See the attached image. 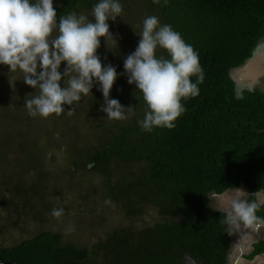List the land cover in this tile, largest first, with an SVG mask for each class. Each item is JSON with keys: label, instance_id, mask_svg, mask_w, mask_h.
<instances>
[{"label": "trees", "instance_id": "trees-1", "mask_svg": "<svg viewBox=\"0 0 264 264\" xmlns=\"http://www.w3.org/2000/svg\"><path fill=\"white\" fill-rule=\"evenodd\" d=\"M96 2L65 0L56 7L57 18L72 11L90 14ZM121 3L124 12L134 19L159 17L161 24L172 25L194 47L205 72V80L199 85L200 94L182 101L186 112L178 118L174 129L156 128L148 133L137 123L144 118L147 107L143 95L127 82V77H120V92L134 104L135 115L127 120H111L110 126L97 124L103 133L96 144L87 149L77 145L78 155L70 161L72 168L62 169L55 176L65 178L70 174L71 179L67 183L65 178L63 184L53 188L46 183L50 177L44 167L38 171L23 163L33 161L40 148L34 142L37 123L33 117L18 112L10 114L11 109L0 112L5 121L16 125V129L12 127L13 139L17 135L20 140L14 145L19 158L23 156L12 166L18 172L17 179L4 185L13 193L7 200L16 212L27 214L23 207L28 205L40 223L55 218L52 210L62 208L56 197L73 188L74 175L86 182V173H91L90 182L78 185L88 186L87 193L80 191V196L89 217L98 215L97 220L104 219V210L99 214L96 206L111 202L130 221L121 228L112 227L106 237L90 242L73 243L60 233L43 230L2 248L3 264H184L186 257L203 264H228L233 238L211 196L245 187L253 202L264 192V91L255 88L240 93L232 75L234 69L254 57L264 39V0H168L167 3L121 0ZM130 3L135 5L134 12L129 9ZM136 28L140 34L142 23ZM138 43L132 41L135 48ZM157 56L169 58L167 51L160 48ZM192 79L195 81V77ZM99 100L92 110L101 108L104 98L100 96ZM69 108L53 116L66 117L64 136L70 131L78 136L79 129L69 125L70 119L76 118L74 112L68 114ZM18 124L21 126L17 127ZM1 141L2 151L7 146ZM4 159L0 153V163ZM26 174L33 176L30 183L25 180ZM95 177L103 178L101 186L95 184ZM62 209V218L71 213L70 207ZM149 212L156 216L147 222L145 216ZM257 215L264 217V204L258 206ZM259 254H264V241L256 245L250 258Z\"/></svg>", "mask_w": 264, "mask_h": 264}, {"label": "clouds", "instance_id": "clouds-1", "mask_svg": "<svg viewBox=\"0 0 264 264\" xmlns=\"http://www.w3.org/2000/svg\"><path fill=\"white\" fill-rule=\"evenodd\" d=\"M123 12L121 0H97L90 13L94 22L76 11L58 19L54 0H0V65L8 66L9 73L19 71L26 85L39 90L25 101L30 116L60 115L65 105L71 106L67 112L72 114L95 87L104 98L100 111L110 120H127L135 115L134 107L110 97L118 76L124 75L147 106L144 118L137 121L141 130L151 133L176 127L186 112L182 101L199 96V85L205 80L199 53L172 25L147 16L136 49L123 61L125 71L118 73L111 63L102 62L97 50L101 38L106 44L109 38L115 40L109 21ZM158 48L166 50L169 58L158 57ZM216 209L222 212L229 234L264 228L255 202L233 198L230 206ZM62 213V208H54L51 215L58 218Z\"/></svg>", "mask_w": 264, "mask_h": 264}, {"label": "rangeland", "instance_id": "rangeland-1", "mask_svg": "<svg viewBox=\"0 0 264 264\" xmlns=\"http://www.w3.org/2000/svg\"><path fill=\"white\" fill-rule=\"evenodd\" d=\"M64 1L65 0H54V7L56 8L57 6L62 5ZM130 4L129 9L134 12L135 5L133 3ZM86 15H89V19H93L94 22V18H92L90 14ZM142 22L143 21L140 18L134 19L131 14L127 12H123L122 17H118L116 21H109L110 32L115 40L109 38L108 43L106 44L105 39L101 38V46L97 50L104 64L111 63L117 68L118 73H123L125 71L123 61L136 49L132 44V41L133 43H137L140 40L136 27ZM56 34L57 33H54L53 35ZM105 57L107 59H105ZM254 59L256 61L254 68H257V70L256 72L249 71L251 74L250 78L254 79L249 82L250 84L243 80V88L240 89V93L243 92V89L251 90L260 88L264 91V39L260 41ZM63 70L64 65L62 64L61 72H63ZM120 77L121 79L126 78L124 75L118 76L112 92L110 93L112 94L111 98L120 100L121 104L125 107H133L134 104H131L128 98L124 96L125 93L120 92L122 89H120V86L118 85L121 81L119 79ZM1 80L0 112L4 113L8 109H11L12 113L10 114L16 115L18 112L29 116L25 101L38 95L39 90H35L26 85L23 81L22 73L19 71L16 73H9L8 66L6 65H0V81ZM93 89L96 90L95 87ZM120 93L122 95H119ZM100 96L103 97L101 92L97 90L95 92L92 91V93H89L82 98L79 106L75 109L76 111H74V113L76 118L73 120L70 119L69 125H75V128L79 129L77 130L79 133L78 136L71 131L64 136V132L66 131L64 130L65 128L63 127V124L67 123L65 120L66 117L59 118L53 115L47 118L40 116L33 117V121H35L34 123H37L36 132L33 134L34 142H36L40 148L37 150V154L33 161L30 162L24 160L23 163L28 167L36 168L38 171L42 170L44 167L49 175L48 177H50L46 183H48L51 188L56 184L58 186V183L63 184L65 178L67 179V183L71 179L70 174L66 175L65 178H63V175L59 177L55 176L59 175L62 169L69 170L72 168L73 164L70 161L74 155H78V153H76L77 145L81 148L83 147L87 149L89 146L96 144L98 137L103 133L98 130L96 125L99 123L108 126L111 125V120L106 117V113H103L100 109L92 110L95 106H98ZM65 107L69 108L71 106L66 105ZM1 126L3 127L0 128L2 132H0V140H2L1 142L5 145L4 147H7L2 149V151L0 150V153L5 158L4 162H1L2 164L0 163V250L5 247L16 245L25 239L32 238L43 230H52L55 233H60L64 237L70 239L73 243L79 241L90 242L100 237H106L113 228H121L122 225L130 224V221L124 219L123 215L118 212V207L111 202H101V204L96 206L98 207V213L101 210H104V212L105 210L108 211L106 213L103 212V214L106 215L103 216L104 219L100 220L99 218L97 220L95 217H98V215L89 217V213L85 210L86 207H83L84 204L83 201H81L82 197L80 196V191H82V193H87L88 186L86 187L84 185L83 187L82 185L79 187L78 185L81 184L80 182H83V184L90 182L92 178L91 173H86V182L84 180L81 181L77 175H74L75 179L71 181L73 188L71 190H64L63 194L56 197L58 206L61 205L62 208L70 207L71 213L69 215L63 216V218H50L47 221H44V223H40V219L37 220L32 216L33 210L30 209V207H27L28 205L23 207V210H25L27 214L16 212L15 206L9 204L11 197L10 193H12V191L8 190L4 185L6 182H11L13 178L17 179L15 175L18 174V172L15 170V167L13 168L12 166L18 159L23 157L21 156L19 158L17 148H15L16 145H14V143H19L17 140H20V138L16 135V139H13L14 135L12 133V127H15L16 129V125H11L5 121L2 116H0V127ZM20 126V124L17 125V127ZM4 128H6V131ZM22 128L25 127L22 126ZM38 131L40 136H37ZM4 132H6V134ZM8 135L9 139H7ZM8 144H10V146ZM39 158L40 162H38ZM31 177L33 176L26 174L25 180L30 183ZM93 180L99 187L102 184L103 178L95 177ZM25 185L27 186L28 184L25 183ZM247 195H250L249 191L245 187H241L240 189H231L224 195L211 196V199L215 209L226 208L230 206V202L233 198L247 199ZM101 197L98 196L97 199L102 200ZM255 203L258 206L264 204V192L258 195ZM155 216L156 214H154V212H149L145 216V219L149 222V220ZM141 226L142 225L139 224V227ZM251 232L250 230H241V232L232 233L233 237L236 239V245L231 251L229 264H264V254L255 256V258H250L253 245L259 239L258 234L263 232L264 235V228L256 230V233L254 234H251ZM187 261L189 262H186V264H196V261L194 262L191 259H188Z\"/></svg>", "mask_w": 264, "mask_h": 264}, {"label": "flooded vegetation", "instance_id": "flooded-vegetation-1", "mask_svg": "<svg viewBox=\"0 0 264 264\" xmlns=\"http://www.w3.org/2000/svg\"><path fill=\"white\" fill-rule=\"evenodd\" d=\"M255 70V69H254ZM243 72V71H242ZM246 72V70H244V72L243 73H239L240 74V76H239V74H237V76H235V80L237 81V83H238V85H239V87H240V89H242L243 87V84H242V81L243 80H245L246 82H250V81H252L253 79H251L250 78V72H248V70H247V72H246V74L244 75V73ZM238 77V78H237ZM253 83V82H252ZM250 84V83H249ZM226 194V193H225ZM250 194V193H249ZM224 195V194H223ZM248 196V198H247V200L250 202V198H251V194L250 195H247ZM257 201V200H256ZM256 201H253V202H256ZM249 231L250 230V232H251V234H254V233H256V230H253V229H249V228H244V229H242V231ZM258 234V233H257ZM258 236H259V239L254 243V245H253V250H252V253H251V255L254 253V251H255V247H256V245L258 244V243H260V242H262V241H264V235H263V232L261 233V234H258ZM232 238H233V244H232V249L233 248H235V245H236V239L233 237V235H232ZM232 249H231V251H232ZM250 255V256H251ZM259 255H263V254H259ZM259 255H256V256H259ZM230 256H231V252H230V254H229V259H230ZM255 258V257H254ZM188 259H191V260H193L192 258H187L186 257V259H185V263L184 264H186V262H189V261H187ZM228 259V264L230 263V260ZM251 260V259H250ZM194 262L196 261V264L198 263V264H203V262L202 261H199V260H193Z\"/></svg>", "mask_w": 264, "mask_h": 264}, {"label": "water", "instance_id": "water-1", "mask_svg": "<svg viewBox=\"0 0 264 264\" xmlns=\"http://www.w3.org/2000/svg\"><path fill=\"white\" fill-rule=\"evenodd\" d=\"M258 47H259V46H257V48H256V50H255V53H254V57H253L252 59L248 60L247 63L244 64L242 67L237 68V69H234V70L232 71V75H233L234 78H235V76H236L237 74L241 73V72L244 71V70H248V72H249V71L256 72L257 68H254V67H255L254 64H256V61H255L254 58H255V54H256V51H257ZM254 69H255V71H254ZM250 75H251V74H250ZM0 264H3V263L1 262V257H0ZM4 264H14V263H4Z\"/></svg>", "mask_w": 264, "mask_h": 264}]
</instances>
